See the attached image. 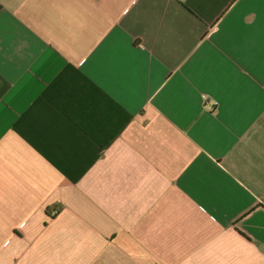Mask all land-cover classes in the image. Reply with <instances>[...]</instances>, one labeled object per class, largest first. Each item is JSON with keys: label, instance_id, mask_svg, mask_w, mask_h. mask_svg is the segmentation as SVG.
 <instances>
[{"label": "crops", "instance_id": "1", "mask_svg": "<svg viewBox=\"0 0 264 264\" xmlns=\"http://www.w3.org/2000/svg\"><path fill=\"white\" fill-rule=\"evenodd\" d=\"M0 264H264V0H0Z\"/></svg>", "mask_w": 264, "mask_h": 264}]
</instances>
